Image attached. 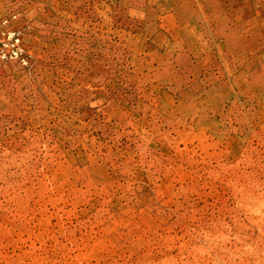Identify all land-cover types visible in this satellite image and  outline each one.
<instances>
[{
    "label": "rangeland",
    "instance_id": "rangeland-1",
    "mask_svg": "<svg viewBox=\"0 0 264 264\" xmlns=\"http://www.w3.org/2000/svg\"><path fill=\"white\" fill-rule=\"evenodd\" d=\"M5 18L0 264H264V0Z\"/></svg>",
    "mask_w": 264,
    "mask_h": 264
},
{
    "label": "built area",
    "instance_id": "built-area-1",
    "mask_svg": "<svg viewBox=\"0 0 264 264\" xmlns=\"http://www.w3.org/2000/svg\"><path fill=\"white\" fill-rule=\"evenodd\" d=\"M15 17V15L12 16V18ZM8 22L9 19L7 18L1 21V25L6 28L2 34L5 33L6 37L0 36V60H18L26 63V56L20 38L16 31L8 26Z\"/></svg>",
    "mask_w": 264,
    "mask_h": 264
}]
</instances>
